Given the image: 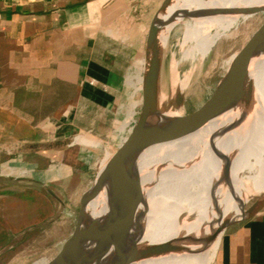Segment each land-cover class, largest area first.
<instances>
[{
	"label": "crops",
	"instance_id": "1",
	"mask_svg": "<svg viewBox=\"0 0 264 264\" xmlns=\"http://www.w3.org/2000/svg\"><path fill=\"white\" fill-rule=\"evenodd\" d=\"M144 5L0 0V185L55 182L70 174L64 140L107 135L125 76L143 56ZM208 264H264V208L228 226Z\"/></svg>",
	"mask_w": 264,
	"mask_h": 264
},
{
	"label": "bare ground",
	"instance_id": "2",
	"mask_svg": "<svg viewBox=\"0 0 264 264\" xmlns=\"http://www.w3.org/2000/svg\"><path fill=\"white\" fill-rule=\"evenodd\" d=\"M179 3L180 13L176 12L175 3L163 17L160 59L169 30L184 14L189 19L181 22L193 37L194 50L203 48L211 38L226 37L238 20L264 0H180ZM260 52L264 48L257 50L249 70L250 86L256 96L264 91V53L259 58ZM142 70L143 63L139 62L140 80ZM130 86L134 90L141 87L136 81ZM186 86L174 78L171 95H182ZM158 89L150 128H157L180 114L166 105L160 81ZM255 99L254 108L247 103L189 135L159 143L146 150L135 163L106 177L111 189H102L95 198V216L97 220L101 214L105 216L102 223L105 229L110 226L109 215L120 217V221L115 220L111 239L108 234L99 233L100 225L96 224L95 246L100 256L84 264H100L113 253L130 255L166 243L170 245L162 253L133 264H208L220 239L215 232L225 220L242 211L259 182L255 178L264 177V97ZM133 106V103L129 106L128 119L134 114ZM124 125L127 121L121 129ZM244 169L256 170L248 176L251 183L242 177ZM262 194L264 190L255 197ZM122 219L127 224L124 230ZM55 262L43 260L40 264Z\"/></svg>",
	"mask_w": 264,
	"mask_h": 264
},
{
	"label": "rangeland",
	"instance_id": "3",
	"mask_svg": "<svg viewBox=\"0 0 264 264\" xmlns=\"http://www.w3.org/2000/svg\"><path fill=\"white\" fill-rule=\"evenodd\" d=\"M142 1L145 2L146 17L149 21L162 0ZM179 2L180 0L175 4L178 13L181 12L177 10L180 8ZM246 16L230 28L226 37L211 38L203 48H194V50L193 37L188 31L186 32L181 22L188 20V15L180 18L179 22L169 30L165 46L161 50L158 78L168 108H175L179 115H183L197 108L210 95L222 74L225 60L240 47L263 19V15L253 18ZM143 38L140 41V53H143L145 41ZM263 48L264 41L258 50ZM262 53L264 52H260L259 58ZM139 62L143 63V56L139 58ZM139 62H134L133 68L131 66L125 76L124 85L118 93L117 104L111 109L113 122L107 135L93 136L90 132L81 134L76 132L77 134L64 140L65 147L60 155L64 156L63 159L68 157L66 162L70 164L68 170L70 174L52 183H37L28 191H25L28 187L27 182L25 180L18 182L15 177L12 178V183L0 185V264H40L43 260L50 261L59 251L72 229L77 197L92 178L93 170L89 166L98 160L105 150L113 148L120 137L127 134L138 116L141 106V87L134 90L130 85L135 81L141 85L142 79L140 80L138 75ZM174 78L180 79L183 85L187 84L179 104L176 103V93L171 95V82ZM263 92H258L256 96L255 90L251 88L247 103L254 108L257 105L255 98L263 99ZM131 103L134 104V114L128 119L127 113ZM125 121L127 125H124L122 130L121 126ZM77 138L79 139L75 142ZM227 139L224 138L225 141ZM46 160V165L51 163L50 160ZM255 173V169H244L242 177L251 183L248 178ZM255 181L259 182L254 187L253 195L247 199L242 208H246L255 199L264 195L255 197L264 190V177L261 179L256 177ZM96 212L97 210H94V213ZM98 218L101 226L104 227L102 223L105 216L101 214ZM115 220L119 221V218L115 219L114 216L109 215L110 226L104 228L106 235H109L108 239L112 238L110 233ZM123 227L126 228L127 225Z\"/></svg>",
	"mask_w": 264,
	"mask_h": 264
},
{
	"label": "water",
	"instance_id": "4",
	"mask_svg": "<svg viewBox=\"0 0 264 264\" xmlns=\"http://www.w3.org/2000/svg\"><path fill=\"white\" fill-rule=\"evenodd\" d=\"M177 1L162 0L150 19L143 48L141 106L138 116L124 138L118 141L113 148L105 150L101 157L89 166L93 170V175L89 184L80 191L77 197L72 229L50 262L84 264L86 260L100 256L95 246V233L98 230L99 233L106 232L99 223L100 220L96 219L93 205L102 189L108 191L111 189L109 182L106 183V177H112L111 175L119 169L138 161L149 148L189 135L247 104L251 90L250 63L264 41V3L250 9L249 18L263 15V19L240 47L225 60L222 74L210 95L197 108L176 116L157 128H150V118L156 110L158 98V78L161 65L159 36L163 30V17ZM182 17H185V14ZM181 100L182 95L177 93L176 103L179 104ZM30 147L37 149L48 147V145L42 143ZM263 208L264 195L243 208L238 215L225 220L215 232L216 236H221L228 226L251 218ZM121 221H123L122 229L124 230L127 228L123 227L126 220ZM96 224L100 225V229L96 230ZM168 245L170 244H161L148 251L130 255L113 253L100 264H133L162 253Z\"/></svg>",
	"mask_w": 264,
	"mask_h": 264
},
{
	"label": "built area",
	"instance_id": "5",
	"mask_svg": "<svg viewBox=\"0 0 264 264\" xmlns=\"http://www.w3.org/2000/svg\"><path fill=\"white\" fill-rule=\"evenodd\" d=\"M94 83H95V80H91V81H90V84H94Z\"/></svg>",
	"mask_w": 264,
	"mask_h": 264
}]
</instances>
